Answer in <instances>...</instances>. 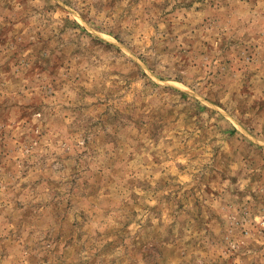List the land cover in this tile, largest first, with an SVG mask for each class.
<instances>
[{"label":"rangeland","instance_id":"rangeland-1","mask_svg":"<svg viewBox=\"0 0 264 264\" xmlns=\"http://www.w3.org/2000/svg\"><path fill=\"white\" fill-rule=\"evenodd\" d=\"M0 264H264V0H0Z\"/></svg>","mask_w":264,"mask_h":264}]
</instances>
